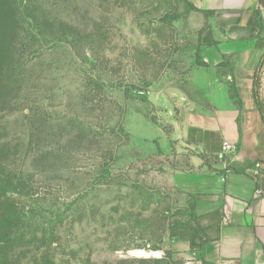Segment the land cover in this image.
Instances as JSON below:
<instances>
[{"label": "rangeland", "instance_id": "rangeland-1", "mask_svg": "<svg viewBox=\"0 0 264 264\" xmlns=\"http://www.w3.org/2000/svg\"><path fill=\"white\" fill-rule=\"evenodd\" d=\"M204 23L188 0H0V264H197L193 152L165 136Z\"/></svg>", "mask_w": 264, "mask_h": 264}, {"label": "crops", "instance_id": "crops-1", "mask_svg": "<svg viewBox=\"0 0 264 264\" xmlns=\"http://www.w3.org/2000/svg\"><path fill=\"white\" fill-rule=\"evenodd\" d=\"M188 2L205 19L200 57L208 67H200L193 90L178 92L165 140L193 152L196 171L180 186L202 230L197 264H264V63L259 103L254 87L264 57V2ZM226 144L235 152H224Z\"/></svg>", "mask_w": 264, "mask_h": 264}, {"label": "trees", "instance_id": "trees-1", "mask_svg": "<svg viewBox=\"0 0 264 264\" xmlns=\"http://www.w3.org/2000/svg\"><path fill=\"white\" fill-rule=\"evenodd\" d=\"M261 1L264 2V0H261ZM18 2L24 8L25 0H18ZM17 10H19V8H16V1H15V15L17 13ZM195 10L199 11L196 8H195ZM16 17H18V16H16ZM197 60H198V65L199 66L208 67L207 63L200 61V59H197ZM263 63H264V57L262 58V60L260 61L259 65H258V67L256 69L255 80H254L255 96H256V100H257L258 103H259V99H258L257 83H258V78H259V74H260V71L262 69Z\"/></svg>", "mask_w": 264, "mask_h": 264}, {"label": "built area", "instance_id": "built-area-1", "mask_svg": "<svg viewBox=\"0 0 264 264\" xmlns=\"http://www.w3.org/2000/svg\"><path fill=\"white\" fill-rule=\"evenodd\" d=\"M223 150H224V152H226V153H234L236 149H235L234 146L226 144V145L223 147ZM260 167H261L260 164H256V168H260ZM257 192H258V193H263V190L260 188Z\"/></svg>", "mask_w": 264, "mask_h": 264}]
</instances>
